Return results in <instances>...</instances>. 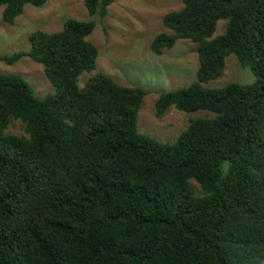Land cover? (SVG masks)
I'll return each mask as SVG.
<instances>
[{
  "label": "trees",
  "instance_id": "16d2710c",
  "mask_svg": "<svg viewBox=\"0 0 264 264\" xmlns=\"http://www.w3.org/2000/svg\"><path fill=\"white\" fill-rule=\"evenodd\" d=\"M113 1L84 3L103 19ZM46 2L0 0L2 19ZM183 3L151 49L199 42L197 77L161 93L155 113L214 115L191 119L175 142L139 131L142 87L104 71L79 85L99 55L94 20L35 30L29 49L0 54L10 64L29 56L55 87L40 98L22 76L0 73V264H264V0ZM232 53L259 80L204 86ZM15 120L23 133L8 130Z\"/></svg>",
  "mask_w": 264,
  "mask_h": 264
},
{
  "label": "rangeland",
  "instance_id": "374dc122",
  "mask_svg": "<svg viewBox=\"0 0 264 264\" xmlns=\"http://www.w3.org/2000/svg\"><path fill=\"white\" fill-rule=\"evenodd\" d=\"M183 6V0H114L108 6L106 17L101 19L90 15L84 0H47L40 7L26 4L14 24H8L2 19L5 6L0 5V54L11 55L29 49V35L35 30L56 32L69 18L94 20L95 28L88 39L99 48V55L96 67L80 75L79 85L83 86L96 72L104 71L120 84L142 87L146 94L138 112L139 131L161 142H175L191 119L214 115L204 110L188 113L174 105L162 117L155 113V102L161 93L189 86L197 77L199 42L179 38L161 54L151 49L157 34L172 32L163 22L165 14ZM227 24L228 18L219 19L213 37L223 34ZM0 73L22 76L40 98L55 92L43 65L29 56L12 64L0 60ZM259 78L248 62H241L232 53L226 57L223 74L203 85L212 88L230 82L251 85ZM8 130L24 132L20 120H15ZM191 183L197 193L202 192L195 180Z\"/></svg>",
  "mask_w": 264,
  "mask_h": 264
}]
</instances>
